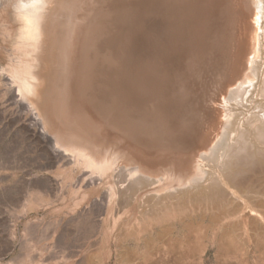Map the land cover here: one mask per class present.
I'll return each mask as SVG.
<instances>
[{
    "label": "bare ground",
    "instance_id": "obj_1",
    "mask_svg": "<svg viewBox=\"0 0 264 264\" xmlns=\"http://www.w3.org/2000/svg\"><path fill=\"white\" fill-rule=\"evenodd\" d=\"M13 14L4 99L116 249L135 234L137 249L191 252L209 231L220 248L226 219L262 216L264 0H19Z\"/></svg>",
    "mask_w": 264,
    "mask_h": 264
},
{
    "label": "rangeland",
    "instance_id": "obj_2",
    "mask_svg": "<svg viewBox=\"0 0 264 264\" xmlns=\"http://www.w3.org/2000/svg\"><path fill=\"white\" fill-rule=\"evenodd\" d=\"M18 1L0 0V71L7 64L4 52L18 26L13 14ZM0 83V264H264V213L257 216L248 210L223 223L234 222L223 239L224 247L215 245L209 231L206 238L195 241L198 247L191 252L161 245L156 251L137 249L135 234L128 237L126 249H116L119 235L84 215L89 214L91 202L73 199L75 177L65 185L56 184L67 174L55 167L44 168L45 156L24 127L25 114L4 99L1 76ZM173 218L168 215L165 223L172 226ZM151 223L144 224L148 232ZM185 231L175 234L183 238ZM142 234L146 235L141 232L139 237Z\"/></svg>",
    "mask_w": 264,
    "mask_h": 264
}]
</instances>
